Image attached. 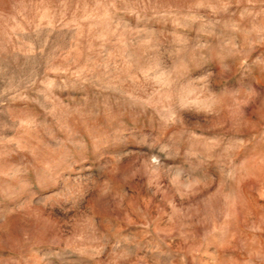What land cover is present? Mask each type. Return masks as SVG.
I'll return each mask as SVG.
<instances>
[{
	"label": "rangeland",
	"instance_id": "374dc122",
	"mask_svg": "<svg viewBox=\"0 0 264 264\" xmlns=\"http://www.w3.org/2000/svg\"><path fill=\"white\" fill-rule=\"evenodd\" d=\"M0 264H264V0H0Z\"/></svg>",
	"mask_w": 264,
	"mask_h": 264
}]
</instances>
